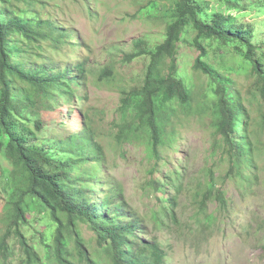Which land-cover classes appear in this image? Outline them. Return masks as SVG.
Segmentation results:
<instances>
[{"label": "trees", "instance_id": "obj_1", "mask_svg": "<svg viewBox=\"0 0 264 264\" xmlns=\"http://www.w3.org/2000/svg\"><path fill=\"white\" fill-rule=\"evenodd\" d=\"M170 2V9L164 14L167 19L164 42L153 50L142 51L150 56L143 86L124 94L122 99V122L116 141L120 145L144 144L158 167L165 162L159 150L177 138L174 131H169L175 114L173 106L190 110L194 102L191 88L178 75L180 44L191 41L192 47L200 53L194 70L212 80L214 127L224 139L230 163L228 176L237 171L236 176L243 178L242 171L248 170L257 179L255 148L250 139L246 108L231 89L228 76L221 74L217 64L209 61L212 57L215 60L239 58L243 61L242 69L248 63V73L255 77L256 90L264 98V43L255 42L251 26L238 23V16L254 11L264 13V0ZM42 3V0H0V168L3 162L12 168L4 170L6 177L0 178V186L11 205L10 225L0 239V264H11V259L16 257L11 245L13 238L22 246L24 264H78L79 260L101 264L92 256L78 228L79 221L88 223L98 234L99 244L113 264H165L166 253L160 242L143 240L148 235L143 221L128 212L124 196L113 182L111 195L104 194L100 201L103 206L94 201L97 173L103 161L89 129L72 138L75 157L67 161L61 160L49 147L53 144L37 137L43 130L39 120L41 107L53 112L63 103L60 101L76 99L80 103L83 100L73 89V83L78 86L80 81L70 78L72 70L56 72L46 56L45 47L58 53L63 46L72 45L73 36L31 12ZM191 34L194 37L191 38ZM142 53L131 56L128 61ZM76 71L83 81L84 67L79 65ZM132 108L135 109L133 115L130 114ZM89 164H92L91 170L84 171ZM154 172L153 169L151 174ZM173 176L174 173L164 176L163 181L151 180L150 185L158 195L166 196L173 188L179 195L181 185H176L181 177ZM164 196L160 200V211L153 217L158 228L167 230L179 224L178 198ZM203 197L198 213L204 215V222L211 226L215 216L209 213L208 204L213 201L217 210L226 211V194L217 190L210 180ZM28 211L46 213L54 224V245L45 236L44 258L21 230V226L29 222L26 219ZM64 217L68 218L67 222ZM261 246L264 251L263 242Z\"/></svg>", "mask_w": 264, "mask_h": 264}, {"label": "rangeland", "instance_id": "obj_2", "mask_svg": "<svg viewBox=\"0 0 264 264\" xmlns=\"http://www.w3.org/2000/svg\"><path fill=\"white\" fill-rule=\"evenodd\" d=\"M42 2L31 12L73 36L72 45L63 46L58 53L45 47L46 56L56 72L72 70L70 78L80 81L79 87L73 83V89L83 100L80 103L76 99L60 101L63 102L61 107L53 112L41 107L39 120L43 130L37 133L38 139L53 144L49 147L60 155L61 160L67 161L75 157L72 138L89 129L103 161L100 173H97L94 201L103 206L100 201L104 194L111 195L113 182L123 194L128 212L143 221L148 233L143 240L160 242L166 253L165 264H264L261 246V242L264 243V98L256 90L255 77L248 73L250 65L246 63L242 69L243 61L239 58L215 60L211 56L209 61L212 65L217 64L221 74L228 76L232 82L231 89L246 108L250 118V139L255 148L257 179L248 170L242 171L243 178L236 176L237 171L235 175L228 176L230 163L224 139L214 127L212 80L194 70L200 53L192 47L191 41L180 44L178 75L191 88L194 102L190 110L173 106L175 114L169 131H174L177 138L160 148L165 162L158 167L157 162L149 157L146 145L139 142L120 145L115 137L122 122L120 109L124 94L143 86L150 65V56L142 51L153 50L164 42L167 24L164 14L170 9V0ZM238 23L251 26L255 42L264 43V13L254 11L238 16ZM137 53L142 54L128 61ZM79 65L85 69L83 81L76 71ZM134 113L132 108L130 114ZM91 165H87L84 171L91 170ZM10 169L9 164L2 163L1 180L6 177L4 170ZM153 169L154 175L151 174ZM173 173V178L176 175L181 177V182L176 185H181L180 194L173 188L166 196L158 195L150 185L151 180L163 181L164 176ZM210 180L217 190L226 194L228 208L222 212L217 210L218 206L213 201L210 202L209 213L214 214L215 221L208 226L203 220L204 215L199 216L198 207L204 200L203 194ZM0 188L1 239L10 225L11 205L8 195L2 186ZM163 196L178 198L176 213L179 224H173L167 230L158 228L153 217L160 211ZM26 219L29 222L22 225L21 230L44 258L45 236L54 245V224L49 215L41 211H28ZM64 221L67 222L68 218L64 217ZM78 228L92 256L101 264H113L102 250L93 228L81 221ZM11 245L16 257L10 263L24 264L25 255L19 240L13 238ZM77 263L87 264L80 260Z\"/></svg>", "mask_w": 264, "mask_h": 264}]
</instances>
